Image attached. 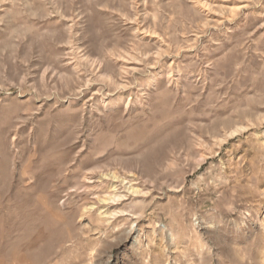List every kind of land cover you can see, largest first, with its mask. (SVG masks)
Returning a JSON list of instances; mask_svg holds the SVG:
<instances>
[{
	"label": "rangeland",
	"instance_id": "1",
	"mask_svg": "<svg viewBox=\"0 0 264 264\" xmlns=\"http://www.w3.org/2000/svg\"><path fill=\"white\" fill-rule=\"evenodd\" d=\"M0 264H264V0H0Z\"/></svg>",
	"mask_w": 264,
	"mask_h": 264
},
{
	"label": "bare ground",
	"instance_id": "2",
	"mask_svg": "<svg viewBox=\"0 0 264 264\" xmlns=\"http://www.w3.org/2000/svg\"><path fill=\"white\" fill-rule=\"evenodd\" d=\"M148 87V86H147Z\"/></svg>",
	"mask_w": 264,
	"mask_h": 264
}]
</instances>
